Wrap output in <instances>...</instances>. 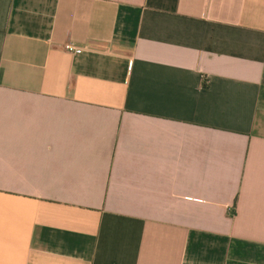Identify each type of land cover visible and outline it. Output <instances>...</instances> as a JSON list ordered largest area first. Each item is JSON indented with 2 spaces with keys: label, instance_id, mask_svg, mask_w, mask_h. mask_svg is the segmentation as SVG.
Returning a JSON list of instances; mask_svg holds the SVG:
<instances>
[{
  "label": "crops",
  "instance_id": "1",
  "mask_svg": "<svg viewBox=\"0 0 264 264\" xmlns=\"http://www.w3.org/2000/svg\"><path fill=\"white\" fill-rule=\"evenodd\" d=\"M0 264H264V0H0Z\"/></svg>",
  "mask_w": 264,
  "mask_h": 264
},
{
  "label": "built area",
  "instance_id": "2",
  "mask_svg": "<svg viewBox=\"0 0 264 264\" xmlns=\"http://www.w3.org/2000/svg\"><path fill=\"white\" fill-rule=\"evenodd\" d=\"M65 50L68 51V52H70V53H74V52L77 51V48H75L72 45H66Z\"/></svg>",
  "mask_w": 264,
  "mask_h": 264
}]
</instances>
